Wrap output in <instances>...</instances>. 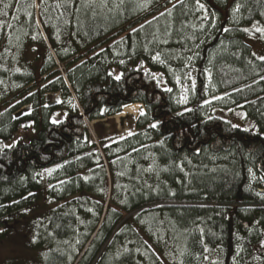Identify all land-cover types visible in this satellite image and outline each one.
Masks as SVG:
<instances>
[{
  "label": "trees",
  "instance_id": "trees-1",
  "mask_svg": "<svg viewBox=\"0 0 264 264\" xmlns=\"http://www.w3.org/2000/svg\"><path fill=\"white\" fill-rule=\"evenodd\" d=\"M254 25L264 29V0H0V216L38 219L30 255L10 264H264L251 188L253 174L264 182V133L205 114L213 89L264 132V60L230 36L261 37L244 32ZM157 56L194 62L191 111ZM46 94L77 105L46 110ZM136 103L146 113L132 135L93 140L92 122ZM52 166L63 182L46 188L37 175Z\"/></svg>",
  "mask_w": 264,
  "mask_h": 264
},
{
  "label": "rangeland",
  "instance_id": "rangeland-1",
  "mask_svg": "<svg viewBox=\"0 0 264 264\" xmlns=\"http://www.w3.org/2000/svg\"><path fill=\"white\" fill-rule=\"evenodd\" d=\"M232 14V22L235 24L238 23L237 17H238V10L237 7L234 6L231 10ZM214 18L217 19V13H214ZM232 24V23H231ZM261 29V27L254 25L245 27L243 30L246 33H258L261 35V37H252L250 35H245L242 32H230V36H235L238 34V36H241L242 41L248 45L255 57L259 59V57H264V32L257 31V29ZM247 29L248 31H245ZM230 44L228 42H223L217 50L213 53L212 59L220 53L227 50L228 46ZM26 57V55H25ZM34 58V52L33 49L28 47L27 52V59L31 62ZM152 62L155 64L161 65V67L164 68V78L167 79L173 86L174 89V99L175 104L178 108L182 110L189 109L190 103H191V97L193 95L194 91V85L193 81L195 83V72L196 67L194 65V62L191 60L186 65L184 69H173L165 66L160 59L157 60L155 58L152 59ZM58 69L61 71V74L64 73L63 66L59 65ZM210 71L207 72V77L209 79V86L212 82ZM177 78H179V82H177ZM185 89L187 91L185 92ZM182 96H187V103H180ZM46 103L44 105V108L46 110L54 109L56 107H62L64 109H72L76 107V102L70 99H63L62 96L58 94H46L45 97ZM20 99L16 100L14 103L18 104L20 103ZM57 101H60L59 103ZM230 101V98L226 96L225 94H220L215 92L213 89H210L208 92V98L205 103L206 110L205 114L207 118H210L209 115L210 112H213V114L225 122L231 124L234 127H239L241 129L245 130H253L256 132L264 133L261 128V123L258 122V120L250 117L249 112L246 108L240 106V107H234ZM142 108L144 110V113H146V108L142 104ZM4 109L3 105H0V112H2ZM38 107L36 108V105H31L27 107H23L20 110H18L14 115L13 118L15 119H21L25 118L26 116L33 114ZM122 112L114 117H112L109 120H103V121H97L92 122L90 124V131L92 134L93 140L98 143V138L101 134H106L107 137L105 141L107 143H110L117 138L121 139L124 137H127L129 135H132L134 131V125L136 123V120L142 116L139 112V115H126L121 116ZM116 126L117 134H111L112 126ZM13 140L4 141L3 146L8 147L13 144ZM48 170H52L51 173H49ZM59 167L52 166L49 167L42 172H40L37 177L40 182L46 187V188H52L59 183L63 182L60 181L59 183L53 182L57 178V172L59 171ZM252 183L251 188L256 192L259 198L264 201V182L261 180V178L252 175ZM264 204V203H263ZM18 214L13 215H7L5 213H2L0 216V229H3V232H0V234H4L5 237L0 238V264H10L14 260H23V258L29 256V251H31V242L32 238L34 236L36 225L38 224L37 217L25 220L22 222H19Z\"/></svg>",
  "mask_w": 264,
  "mask_h": 264
},
{
  "label": "snow or ice",
  "instance_id": "snow-or-ice-1",
  "mask_svg": "<svg viewBox=\"0 0 264 264\" xmlns=\"http://www.w3.org/2000/svg\"><path fill=\"white\" fill-rule=\"evenodd\" d=\"M5 7H8V5H5ZM200 7L201 8H203V5H200ZM225 31H227V29H225ZM245 31H248L247 29H245ZM257 31H260V32H264V29H257ZM155 59H157V60H159V56H157V57H155ZM259 59H261V60H264V57H259ZM121 63H123V61H121ZM154 75V78H155V74H153ZM115 79L116 80H119V79H121V75H116L115 76ZM177 82H179V78H177ZM193 85H194V81H193ZM166 91H168V92H171L172 91V89L171 88H167V89H165ZM187 91V89H185V92ZM58 103L60 102V101H57ZM180 103H187V96H182L181 97V100L179 101ZM125 107H128L127 105H125ZM186 111H191V109H186ZM140 114L141 115H144L145 113H144V110H143V108L142 107H140ZM179 115H183V113H178ZM57 115H59V114H57ZM53 124H57V123H59L60 121H58V120H56L55 118H53L52 119V121H51ZM29 126H31L30 124L29 125H22V127H29ZM152 128H157L158 127V123H153L152 125H150ZM49 171V173H51V171L52 170H48ZM249 171L251 172L252 170L251 169H249ZM262 179H264V177H262ZM258 195H259V193H258ZM27 211V210H26ZM0 232H3V229H0ZM262 244H264V241H262L261 242Z\"/></svg>",
  "mask_w": 264,
  "mask_h": 264
},
{
  "label": "bare ground",
  "instance_id": "bare-ground-1",
  "mask_svg": "<svg viewBox=\"0 0 264 264\" xmlns=\"http://www.w3.org/2000/svg\"><path fill=\"white\" fill-rule=\"evenodd\" d=\"M237 21H238V17H237ZM231 23H232V25H237L239 22L237 24L232 22V16H231ZM140 107H142L141 103H136V104H133L131 106H128L122 111V115L121 116H123V117L126 116V115H136V116H138L139 112H140Z\"/></svg>",
  "mask_w": 264,
  "mask_h": 264
}]
</instances>
